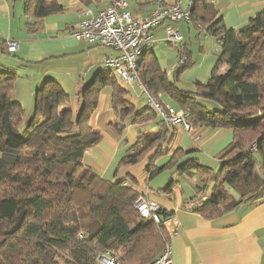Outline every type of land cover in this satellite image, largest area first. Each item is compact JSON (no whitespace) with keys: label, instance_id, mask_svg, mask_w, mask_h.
Wrapping results in <instances>:
<instances>
[{"label":"trees","instance_id":"trees-1","mask_svg":"<svg viewBox=\"0 0 264 264\" xmlns=\"http://www.w3.org/2000/svg\"><path fill=\"white\" fill-rule=\"evenodd\" d=\"M23 8L37 24L63 6L55 0H23ZM190 23L220 45L209 79L195 82L192 91L180 90L169 82L150 46L138 61V75L149 94L160 100L166 94L171 106L186 109L192 130L231 129V140L215 155L219 172L196 157L178 165L181 171L186 167L207 174L202 181L208 182L209 194L191 203L194 210L215 217L264 198V9L245 25L229 28L211 2L192 0ZM188 65H178L175 75ZM107 70L112 72L97 71L77 93V113L64 88L44 78L35 91L33 113L22 127L24 108L11 97L18 73L0 68V264H97V255L106 251L124 264L144 263L169 241L171 230L164 221L172 211L162 208L159 223L142 217L133 206L140 193L135 178L105 180L83 163L85 151L100 138L90 118L103 86L113 88L119 117L130 114L133 123L156 118L146 103L134 110L125 98L128 89ZM158 122L161 128L141 136L121 164H136L153 149L146 168L150 175L157 172L154 161L167 155L175 135V129ZM183 153L176 148L171 158Z\"/></svg>","mask_w":264,"mask_h":264},{"label":"crops","instance_id":"crops-1","mask_svg":"<svg viewBox=\"0 0 264 264\" xmlns=\"http://www.w3.org/2000/svg\"><path fill=\"white\" fill-rule=\"evenodd\" d=\"M55 1L59 2L63 9L35 24V20L25 15L23 0H0V68L14 69L18 73L11 97L24 108L22 127L33 113L35 91L43 79L51 77L62 86L54 76L59 75V71L46 67L44 62L77 53L85 55L87 64L77 74L78 91L75 93L74 102L71 103L69 99L74 112L77 113V93L95 78L97 71L106 69L104 60L111 53L106 47L98 60H95L94 47L104 45L78 40L71 35V31L85 11L90 9L92 13H96L108 7L113 0H92L89 3L85 0ZM178 1L181 9H188L190 0H164L168 5H174ZM207 1L218 9L223 23L229 28L245 25L252 16L264 9V0ZM155 6L156 0H126L125 9L134 17H144ZM167 26L174 28L180 36V40L176 42L178 46H171L174 49L166 47ZM152 33L150 50L161 69L165 71L169 82L171 74L176 77L187 75L182 79L180 77L177 85L181 90L184 89L182 91H192V83L206 82L209 79L221 49L215 37L208 35L204 28L195 27L186 21H166L154 28ZM7 38L19 42L16 52H8L4 47L3 42ZM181 55L187 57L186 62L190 65L175 75ZM95 63L102 65L96 67ZM161 63L167 64L163 68ZM188 72L191 74L188 75ZM105 73L114 75L108 70ZM89 75L92 78L87 80ZM116 79L121 86L128 89L125 98L134 105V110L144 108L146 94L142 87L135 82L125 84L117 77ZM137 87H140L141 92L132 95L131 92L136 91ZM160 96L163 102L174 105L166 94ZM156 118L147 123H133L130 114L119 117L113 107V88L110 85L103 86L97 108L90 118V123L99 131L100 138L85 151L83 163L105 180L135 178V187L139 192L149 190L148 197L151 200L173 212L176 223L171 226L169 245L174 264H264V198L258 202L240 203L215 217H207L185 206L201 195H208L210 186L208 182L202 181L207 179L206 173L198 175V172L186 167L181 171L178 165L189 157H196L201 163L215 169L220 162L215 155L231 140V129L200 126L194 128L198 134L190 135L184 129L176 128L174 140L169 145L171 150L154 161L157 172L153 175H150L146 168L147 160L136 164L120 163L141 136L161 128L158 119V128L151 129ZM201 135V143L195 142ZM176 148L183 149L184 153L171 158ZM199 152L206 153L211 158L201 157ZM202 184L204 188L200 190L199 186ZM233 195L237 196L234 192Z\"/></svg>","mask_w":264,"mask_h":264},{"label":"built area","instance_id":"built-area-1","mask_svg":"<svg viewBox=\"0 0 264 264\" xmlns=\"http://www.w3.org/2000/svg\"><path fill=\"white\" fill-rule=\"evenodd\" d=\"M192 0L187 10L179 6V1L174 5H168L164 0H156V6L144 17H134L125 9L126 0H113L104 8L92 13L90 9L82 14L81 19L71 31V35L78 40L104 45L111 50L105 58L104 65L110 69L116 77L125 84L137 83L146 94V106L152 109L162 120L163 125L168 129L182 128L192 131V127L186 117V109H175L170 104L152 96L141 84L138 75V61L142 52L150 45L153 39V29L166 21L190 22V9ZM180 36L171 26L166 27V42L175 44ZM8 52H16L19 49V42L7 38L3 42ZM187 57L181 55L178 65L186 63ZM255 144H253L254 146ZM149 190L140 192L135 198L133 206L142 217H151L155 223L160 222L159 211L162 207L148 197ZM264 195V193H263ZM204 199V198H203ZM199 205V204H197ZM187 209H193L194 203H186ZM170 223V224H169ZM176 223L173 216L168 217L164 224ZM79 236H81L79 234ZM97 264H124L116 260L111 254L100 252L97 255ZM130 264H174L169 241L164 245L163 250L151 261L134 262Z\"/></svg>","mask_w":264,"mask_h":264},{"label":"rangeland","instance_id":"rangeland-1","mask_svg":"<svg viewBox=\"0 0 264 264\" xmlns=\"http://www.w3.org/2000/svg\"><path fill=\"white\" fill-rule=\"evenodd\" d=\"M166 43H167L166 44V47L169 48V49H174V47H171V46H178V44H177L178 42L176 44H169L168 42H166ZM94 48H95L94 49V58H95V60H98V58L104 52V49L106 47L100 46V47H94ZM86 61H87V59H86V57H85V55L83 53L82 54L81 53H77V54H72V55L57 57V58H55V61H54V59H52L51 62H48V61L47 62H44V64H45L46 67L53 68V69L59 71V75H57V76L54 75V76L62 84V86L66 90V92H68L70 94V96H69L70 98L69 99L71 100V103L74 102V97L76 95L75 93L78 91V89H77V80H78L77 74H78V72H80L85 67V65L87 64ZM100 64L102 65V63H100ZM100 64L99 63H95V66L96 67L101 66ZM166 64L167 63H164V64L161 63V66L164 68L166 66ZM188 64L190 65V63H188ZM224 70H225V67L224 68H221V71H224ZM189 73L190 72H188V75L191 74V73L190 74ZM180 77L182 79V77H187V75L176 77V76H173L171 74V76H170V78H171L170 81L171 82H175L174 84L176 85L177 88H180L177 85V83L179 82L178 79ZM91 78L92 77L89 75L86 79L89 80ZM66 82H68V83H66ZM184 84H185V82H183V85ZM190 88H194V83H192V85L190 86ZM136 89H137L136 91H132V89H131L132 95H137V94H139L141 92L140 87H137ZM180 90H181V88H180ZM182 90H184V89H182ZM189 90H191V89H189ZM145 100H146V97L144 99V102H145ZM138 101H140V100H138ZM158 119H160L159 116L156 118L155 122L152 123V125H151V129L152 130H156L158 128V124L156 122V121H158ZM18 131H21V129L19 127H18ZM186 132L190 133V135L198 134V132H196L195 129H193L192 131H186ZM198 138H199V136H198ZM202 139H203V137L201 135V138L199 140H196L195 142L201 143ZM152 152H153V149H151L150 151H148L146 153V156L143 157V159H141L140 162L141 161H145V160L148 161V159L146 157L148 156V158H149L150 157V154L152 155ZM198 155L201 156V157L211 158L206 153L199 152ZM220 166L221 165L218 162V164L215 167L216 172H219Z\"/></svg>","mask_w":264,"mask_h":264}]
</instances>
